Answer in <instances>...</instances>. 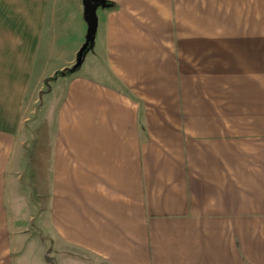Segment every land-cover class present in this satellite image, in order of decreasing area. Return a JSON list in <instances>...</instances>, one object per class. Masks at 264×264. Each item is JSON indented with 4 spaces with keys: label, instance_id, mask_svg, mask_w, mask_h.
<instances>
[{
    "label": "crops",
    "instance_id": "crops-1",
    "mask_svg": "<svg viewBox=\"0 0 264 264\" xmlns=\"http://www.w3.org/2000/svg\"><path fill=\"white\" fill-rule=\"evenodd\" d=\"M93 7L0 0V264H264V0Z\"/></svg>",
    "mask_w": 264,
    "mask_h": 264
},
{
    "label": "rangeland",
    "instance_id": "rangeland-1",
    "mask_svg": "<svg viewBox=\"0 0 264 264\" xmlns=\"http://www.w3.org/2000/svg\"><path fill=\"white\" fill-rule=\"evenodd\" d=\"M39 112H40V110L37 112L36 116L31 118L28 122H25V124H24V132H25L26 136L28 137V139L25 143V147H24V154L25 155L27 154V152L30 149V146H31V144L34 140V137H35V133L38 131L40 132V129L43 127L42 120L39 119L41 117L40 115H38ZM25 159L27 160V158H25ZM26 177H27V168L25 167V172H24V175L22 177L23 178L22 180H25Z\"/></svg>",
    "mask_w": 264,
    "mask_h": 264
},
{
    "label": "water",
    "instance_id": "water-1",
    "mask_svg": "<svg viewBox=\"0 0 264 264\" xmlns=\"http://www.w3.org/2000/svg\"><path fill=\"white\" fill-rule=\"evenodd\" d=\"M93 2L94 0H83L84 6L86 8V11L88 13V17H89V26H88V31H87V41L84 45V47L80 50L79 54H78V62L77 64H79L83 52L88 48L89 44L92 42V34H93V30H94V22H95V11H94V7H93Z\"/></svg>",
    "mask_w": 264,
    "mask_h": 264
},
{
    "label": "trees",
    "instance_id": "trees-1",
    "mask_svg": "<svg viewBox=\"0 0 264 264\" xmlns=\"http://www.w3.org/2000/svg\"><path fill=\"white\" fill-rule=\"evenodd\" d=\"M78 67H79V65L76 63L75 67L73 66V67H71L70 69H66V70H64V71H58L54 76L45 79V80H44V84L47 85V82H49V80H53V79H55V77L57 76V74H61V73H63V74H70V73H72L74 70H76ZM50 250H51V249H48V253H49ZM46 259L48 260V263H49V264H54L53 261H52V259L49 258L48 256H46Z\"/></svg>",
    "mask_w": 264,
    "mask_h": 264
}]
</instances>
